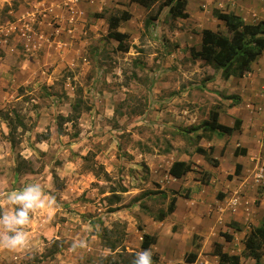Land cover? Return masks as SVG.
Returning a JSON list of instances; mask_svg holds the SVG:
<instances>
[{"label": "rangeland", "instance_id": "374dc122", "mask_svg": "<svg viewBox=\"0 0 264 264\" xmlns=\"http://www.w3.org/2000/svg\"><path fill=\"white\" fill-rule=\"evenodd\" d=\"M186 1V16L173 19L165 7L146 29L163 0L150 9L131 0H0V207L25 182L58 205L46 221L33 217L29 248L0 247V264H123L142 251L144 234L157 236L153 264H186L194 242V264H220L218 243L255 264L243 252L264 220V54L250 75L224 80L190 50L206 31L229 36L214 9L253 24L264 20V0ZM112 15L128 34L127 53L108 37ZM77 99L84 111L74 126L67 118ZM213 110L225 125L244 118L240 130H205ZM16 115L24 126L12 133ZM176 161L191 170L171 174ZM174 197V213L158 221ZM105 229L119 238L116 250L103 246Z\"/></svg>", "mask_w": 264, "mask_h": 264}, {"label": "trees", "instance_id": "16d2710c", "mask_svg": "<svg viewBox=\"0 0 264 264\" xmlns=\"http://www.w3.org/2000/svg\"><path fill=\"white\" fill-rule=\"evenodd\" d=\"M132 3L138 4L146 9L152 6L159 0H131ZM186 0H163L155 13H150L144 22L146 29L152 26V23L159 18L165 7L170 8L171 18L176 19L180 16H186ZM9 10V6L4 8ZM212 14L215 18L225 23L229 36L222 35L213 31H206L203 36L202 46L200 50L191 48L190 53L194 60H202L215 70L221 71V77L224 80H229L231 77L244 78L252 73V65L264 54V20L257 23H246L240 16L234 13H224L218 9H214ZM96 18H104L101 14H96ZM121 19L117 15H112L108 19V37L116 40L118 50L124 53L129 51V45L126 40L128 34L119 30ZM233 99L234 97H228ZM89 111L90 107H86ZM84 111V103L81 99H77L72 105V113L67 118L74 126L79 121L82 112ZM16 123L13 120L10 123L12 133L20 126H24L19 116L15 117ZM220 113L217 110L210 112V120L205 123V130L217 132L219 136L232 135L238 131L241 126L240 121H236L234 126H227L220 123ZM246 153V150L243 151ZM196 153L203 155L207 161L218 164V160L210 157L207 150L202 147L196 149ZM191 170V165L183 161H176L170 169V173L175 176H182ZM177 203V197L171 200L168 211L162 212L157 218L158 221H163L167 216L174 213ZM0 211L2 208L0 207ZM235 229L239 230L238 223L231 224ZM115 233L107 229L104 230V235H101L103 246L110 250H116L119 246V238L114 239ZM227 242L233 240V236L229 234L222 235ZM157 242V236L144 234L142 237V250L150 249ZM194 251L185 255L186 264H194L198 258L199 244L194 242ZM215 255L219 258L220 264H240L241 256L229 255L224 251L221 243L215 246ZM136 254L133 253V258ZM243 256L251 258L255 264H264V220L261 226L254 228L245 239V249ZM123 264H133V261H125Z\"/></svg>", "mask_w": 264, "mask_h": 264}, {"label": "clouds", "instance_id": "9594fccd", "mask_svg": "<svg viewBox=\"0 0 264 264\" xmlns=\"http://www.w3.org/2000/svg\"><path fill=\"white\" fill-rule=\"evenodd\" d=\"M3 203L6 210L0 211V247L12 252L30 247L29 229L34 216L42 215L46 221L58 208L56 197L38 182H25L22 187L7 191L3 194ZM82 246V242L73 243L72 249ZM133 264H153L151 251L138 252Z\"/></svg>", "mask_w": 264, "mask_h": 264}, {"label": "crops", "instance_id": "0c3cea01", "mask_svg": "<svg viewBox=\"0 0 264 264\" xmlns=\"http://www.w3.org/2000/svg\"><path fill=\"white\" fill-rule=\"evenodd\" d=\"M12 0H1V2H3L4 4H6V5H8V3L10 4V2H11ZM21 6H23V4H21ZM140 6V5H139ZM122 32V31H121ZM232 79H236V78H234V77H231ZM230 78V79H231ZM241 91H240V89H238V90H236L235 91V94L237 95V96H239V97H242L243 98V96H242V93H240ZM241 120H243L244 121V118H242V119H240V122H241ZM220 121V120H219ZM237 121V120H236ZM220 123H222L221 121H220ZM225 125V124H224ZM235 125V123L233 124V125H231V124H228L227 126H234ZM243 126H244V128H246L247 127V124H245V122L243 123ZM254 127V126H253ZM261 127H263V126H261ZM240 128H241V126H240ZM264 129V128H263ZM240 130V129H239ZM238 130V131H239ZM252 130V129H251ZM238 131H235V132H238ZM234 132V133H235ZM247 150V149H246Z\"/></svg>", "mask_w": 264, "mask_h": 264}]
</instances>
